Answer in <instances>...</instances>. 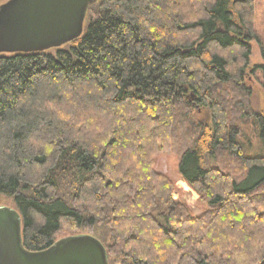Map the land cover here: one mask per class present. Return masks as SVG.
I'll return each instance as SVG.
<instances>
[{
	"label": "trees",
	"instance_id": "16d2710c",
	"mask_svg": "<svg viewBox=\"0 0 264 264\" xmlns=\"http://www.w3.org/2000/svg\"><path fill=\"white\" fill-rule=\"evenodd\" d=\"M253 15L254 0H93L78 38L0 53V196L27 249L68 227L109 264H264ZM169 150L209 205L200 215L154 166Z\"/></svg>",
	"mask_w": 264,
	"mask_h": 264
},
{
	"label": "water",
	"instance_id": "95a60500",
	"mask_svg": "<svg viewBox=\"0 0 264 264\" xmlns=\"http://www.w3.org/2000/svg\"><path fill=\"white\" fill-rule=\"evenodd\" d=\"M93 0H6L0 4V52H33L78 38ZM0 264H109L105 245L87 233L57 239L43 250L23 244L22 218L0 204Z\"/></svg>",
	"mask_w": 264,
	"mask_h": 264
},
{
	"label": "rangeland",
	"instance_id": "374dc122",
	"mask_svg": "<svg viewBox=\"0 0 264 264\" xmlns=\"http://www.w3.org/2000/svg\"><path fill=\"white\" fill-rule=\"evenodd\" d=\"M4 1L6 0H0V3ZM253 26L264 41V0H254ZM251 46L250 64L246 70L245 82L252 87L254 108L260 110L264 108V74L256 65L263 62V56L261 46L257 40H252ZM196 116L203 122L208 123L211 116L209 108H198ZM154 166L172 180L174 198L184 202L194 215H200L209 208L208 203L202 199L198 190L180 174L178 170V155L174 150L157 153ZM0 204L16 207L13 199L4 195L0 196ZM71 234H73V231L67 227L66 230L59 233L58 237L61 238Z\"/></svg>",
	"mask_w": 264,
	"mask_h": 264
}]
</instances>
